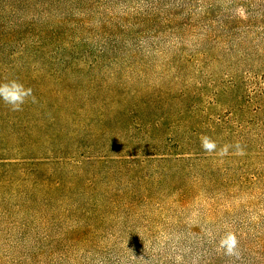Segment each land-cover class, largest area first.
<instances>
[{
	"label": "rangeland",
	"instance_id": "obj_1",
	"mask_svg": "<svg viewBox=\"0 0 264 264\" xmlns=\"http://www.w3.org/2000/svg\"><path fill=\"white\" fill-rule=\"evenodd\" d=\"M11 79L36 102L0 101V160L50 166L1 180L0 264H264V143L236 148L264 122V0H0ZM160 120L193 146H151Z\"/></svg>",
	"mask_w": 264,
	"mask_h": 264
},
{
	"label": "trees",
	"instance_id": "obj_2",
	"mask_svg": "<svg viewBox=\"0 0 264 264\" xmlns=\"http://www.w3.org/2000/svg\"><path fill=\"white\" fill-rule=\"evenodd\" d=\"M10 107V106H9ZM262 111V110H261ZM190 112L188 111H184L181 114H183L184 116L187 117V115H189ZM203 118V117H202ZM201 118V119H202ZM195 119H197L196 121V126H202V122L200 120V118H194L193 120L195 121ZM189 120L192 119H184L185 122H188ZM257 120V119H254ZM253 120V121H254ZM182 118H178L177 122H181ZM242 121V123L244 122V127L240 126V153H244L249 151V148H252L253 146H255L257 143L258 146H261L260 143H264V122H252V127L256 126L257 127V131H251L250 128L247 129V126L250 125V121L240 118V122ZM262 121V120H261ZM1 122V121H0ZM184 122V123H185ZM183 124V122H182ZM151 127L154 129H152L153 131L149 132L148 134H145L144 138L149 140L151 143V146H153L155 143L159 146H156L160 149H163V147H170L171 144H173V146H175V148L178 149H182L183 147H191L193 146V144L195 143V135L198 131V128L196 127H191V125H185L184 129L183 126L178 127V129L175 131L172 129V126H168L167 130H162L161 127L163 126V123L161 122V120L159 122H154L152 124H150ZM217 125L214 124V126ZM219 126V125H217ZM194 128V129H192ZM172 129V130H171ZM213 129V130H211ZM250 129V130H249ZM211 131H215V129L212 127L210 128ZM218 132H222V130L220 128H217ZM247 130L251 131V132H247ZM241 131H243L241 133ZM245 131V133H244ZM58 134H60L58 136ZM207 134L208 137H212L214 136H218V133L214 134V133H210V132H201L200 134H198V138L201 140L202 136H205ZM4 138L3 140H6L5 138L8 136L7 134H2ZM62 133L58 132L56 133V136L54 137L56 140L61 139L62 137ZM154 147V146H153ZM152 148V147H151ZM53 149V148H52ZM153 149V148H152ZM150 149V150H152ZM264 149V147H263ZM18 150V149H17ZM17 150L15 148L13 149H9L7 150L5 153H9L10 155H16L17 156ZM31 150V148H30ZM54 151V150H53ZM17 153V154H16ZM54 153H56L54 151ZM57 154V153H56ZM167 154H162L161 157H166ZM6 157V156H4ZM65 156H60V160L62 161L64 159ZM152 157V156H150ZM30 159H26V158H2L0 160V182L1 180H5L7 181V175L9 174H19V176H31L32 177V183L34 185V183L38 186V181L39 179L37 178L38 174L37 171L31 173L30 175H28L26 173V169H28V166H34L35 168H41V167H47L50 166V159L49 158H42L41 160H30ZM71 160V158H70ZM48 161V162H47ZM183 161V160H182ZM16 168H18V170H16ZM29 179L27 178V181ZM42 184L44 185V188H51V184H57L59 185L60 183L62 184L61 178H58V181L56 182H52V180H42ZM18 186H16L17 189ZM60 187V186H55L53 187V189ZM33 188L35 189V186H33Z\"/></svg>",
	"mask_w": 264,
	"mask_h": 264
},
{
	"label": "clouds",
	"instance_id": "obj_3",
	"mask_svg": "<svg viewBox=\"0 0 264 264\" xmlns=\"http://www.w3.org/2000/svg\"><path fill=\"white\" fill-rule=\"evenodd\" d=\"M31 99V102L35 103V96L31 88L25 87L24 84L16 79H11L6 82H0V101L10 106L12 111H20L22 106ZM201 147L205 152L211 153L216 150L217 145L214 140L208 136H202ZM238 152L240 151V146L236 145ZM227 148L220 152V155H226ZM237 239L234 234L227 233L220 244L228 254H233L237 248Z\"/></svg>",
	"mask_w": 264,
	"mask_h": 264
}]
</instances>
